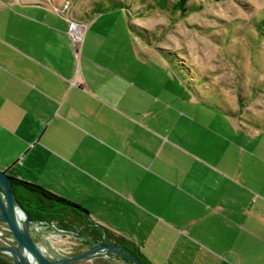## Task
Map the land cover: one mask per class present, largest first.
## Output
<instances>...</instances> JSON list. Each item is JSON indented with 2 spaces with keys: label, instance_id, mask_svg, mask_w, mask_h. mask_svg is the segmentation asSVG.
<instances>
[{
  "label": "crops",
  "instance_id": "0c3cea01",
  "mask_svg": "<svg viewBox=\"0 0 264 264\" xmlns=\"http://www.w3.org/2000/svg\"><path fill=\"white\" fill-rule=\"evenodd\" d=\"M59 5L0 0V170L80 206L145 264H264V126L188 86L115 9L73 6L74 46Z\"/></svg>",
  "mask_w": 264,
  "mask_h": 264
},
{
  "label": "rangeland",
  "instance_id": "374dc122",
  "mask_svg": "<svg viewBox=\"0 0 264 264\" xmlns=\"http://www.w3.org/2000/svg\"><path fill=\"white\" fill-rule=\"evenodd\" d=\"M68 1L77 11L94 5L115 9L119 21L131 24L138 38L155 51L164 56L174 52L179 68L225 102L243 126H264V31L257 29L264 19V0H185L184 4L59 0V4ZM148 54L143 51V61L137 62L144 68L149 66ZM260 146L255 145V153H264Z\"/></svg>",
  "mask_w": 264,
  "mask_h": 264
},
{
  "label": "water",
  "instance_id": "95a60500",
  "mask_svg": "<svg viewBox=\"0 0 264 264\" xmlns=\"http://www.w3.org/2000/svg\"><path fill=\"white\" fill-rule=\"evenodd\" d=\"M11 177L0 170V225L8 228V244L0 241V255L12 264H143L127 247L114 242L94 223L99 236L65 231L52 223L31 220L12 190ZM45 226V227H44ZM73 237L71 255L50 244V237ZM96 261V262H94Z\"/></svg>",
  "mask_w": 264,
  "mask_h": 264
},
{
  "label": "trees",
  "instance_id": "16d2710c",
  "mask_svg": "<svg viewBox=\"0 0 264 264\" xmlns=\"http://www.w3.org/2000/svg\"><path fill=\"white\" fill-rule=\"evenodd\" d=\"M179 3L184 4L185 0H180ZM117 4L119 5L120 3ZM128 28L133 34L136 35V37H139V34L135 32L134 27H132L131 24H128ZM257 29L259 32L264 31V19L260 21L259 25H257ZM140 39L143 40L142 37H140ZM165 53L167 54L164 57H167V61L170 64H173L175 70L186 81L187 85L191 88L197 85L190 75L186 74L185 70L183 71V68H179V65L176 62V54L174 52ZM11 180L13 186L12 190L16 196V199L28 212L31 220L54 223L57 228L65 231L79 230L84 234L88 232L96 233L94 230L88 227V224H90L88 213L80 206L71 203L64 198L48 194L38 187L18 181L12 177ZM82 227L86 228V231L88 232L81 229ZM110 239L116 243L121 241L113 238ZM133 254L140 258L138 254ZM142 263L145 264L143 261ZM0 264L12 263L8 262L7 259L0 255Z\"/></svg>",
  "mask_w": 264,
  "mask_h": 264
},
{
  "label": "built area",
  "instance_id": "2783aa9c",
  "mask_svg": "<svg viewBox=\"0 0 264 264\" xmlns=\"http://www.w3.org/2000/svg\"><path fill=\"white\" fill-rule=\"evenodd\" d=\"M54 12L65 17L68 22L67 35L74 44V46H80L82 43V33L85 28L84 22L76 19L73 14V6L70 2H65L59 6H55ZM8 228L3 225L0 227V241L8 244L9 239L6 238Z\"/></svg>",
  "mask_w": 264,
  "mask_h": 264
},
{
  "label": "flooded vegetation",
  "instance_id": "af4514ba",
  "mask_svg": "<svg viewBox=\"0 0 264 264\" xmlns=\"http://www.w3.org/2000/svg\"><path fill=\"white\" fill-rule=\"evenodd\" d=\"M54 226H55V224L54 223H52ZM3 226V225H2ZM45 227V226H44ZM56 227V226H55ZM81 229H83V230H85L86 231V228H81ZM93 230V229H92ZM74 231V230H73ZM86 232H88V231H86ZM96 232V231H95ZM86 234H91V235H94L95 237L97 236V232L96 233H91V232H88V233H86ZM65 236V235H64ZM68 237V236H67ZM98 237V236H97ZM71 239H73V237H70ZM2 242V241H1ZM74 242V239L72 240V243ZM4 243V242H3ZM70 250H71V252L70 253H68L67 255H71L72 254V249L70 248ZM62 251V250H61Z\"/></svg>",
  "mask_w": 264,
  "mask_h": 264
}]
</instances>
